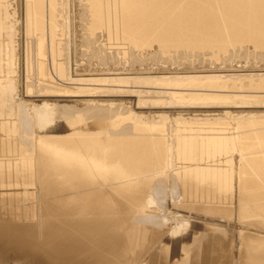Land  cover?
Here are the masks:
<instances>
[{"label":"bare ground","instance_id":"1","mask_svg":"<svg viewBox=\"0 0 264 264\" xmlns=\"http://www.w3.org/2000/svg\"><path fill=\"white\" fill-rule=\"evenodd\" d=\"M9 262L264 264V0H0Z\"/></svg>","mask_w":264,"mask_h":264},{"label":"rangeland","instance_id":"2","mask_svg":"<svg viewBox=\"0 0 264 264\" xmlns=\"http://www.w3.org/2000/svg\"><path fill=\"white\" fill-rule=\"evenodd\" d=\"M71 10L73 11V7L71 8ZM71 10H70L71 15H72V16H73V15L76 16V15H77L76 12H74V11L72 12ZM72 13H73V14H72ZM75 14H76V15H75ZM239 54H240V55H244V56H246V53H245V52L240 53V51H232V57H233V60H234V61H233L234 63L232 62V64H234L236 67H239V66H240V68H241V65H242V67H243V66L245 67V66H247V65H249V64H251V63H254L253 60H249V58H246V57L243 58V59H242V58H240V59L237 58V56H238ZM234 58H235V59H234ZM222 59H223V57H222ZM237 59H239L240 61L237 60ZM245 60H246V62H245ZM235 61H236V63H235ZM255 63H256V62H255ZM222 64H223V63L220 64V62H219V65L224 66V64H223V65H222ZM238 64H239V65H238ZM257 64H260V62H258ZM213 66H214V63L211 64V67H213ZM201 229L203 230V227H202V226H201L200 228H198V230H201ZM202 230H201V231H202ZM251 231L258 232V231L253 230V229H251ZM227 247H229V246L227 245ZM229 248H230V247H229ZM230 249H231V248H230ZM228 253H229V252H228ZM174 257H176V258L178 259V258L180 257V254L178 253V254H176ZM176 258H175V259H176ZM235 258H236V257H235ZM177 259H176V260H177ZM11 263H13V262L11 261ZM11 263L9 262L8 264H11ZM224 264H225V263H224Z\"/></svg>","mask_w":264,"mask_h":264}]
</instances>
